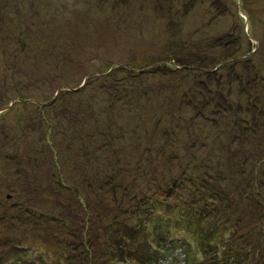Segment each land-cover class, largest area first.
Here are the masks:
<instances>
[{
  "label": "rangeland",
  "instance_id": "374dc122",
  "mask_svg": "<svg viewBox=\"0 0 264 264\" xmlns=\"http://www.w3.org/2000/svg\"><path fill=\"white\" fill-rule=\"evenodd\" d=\"M174 56L189 59L193 69L171 67ZM201 67L219 70L209 74ZM103 71L113 75L89 79ZM205 80L212 98L228 109L209 107L207 116L223 115L221 121L200 118L196 129L220 131L231 142L230 156L240 144L231 136L241 127L255 134L254 144L261 142L264 0H0V264H96L85 251L96 253L99 246L85 249L84 240H104L109 247L97 257L108 264L115 249L111 239L118 237L112 232L125 222L126 238H132L130 226L140 223L134 209L152 202L153 188L164 180L149 176L144 189L116 194L102 183L114 170L123 177V169L129 185L155 165L161 170L158 156L173 144L162 131L167 114L195 115ZM133 94L156 108L163 122L150 148L147 132L157 119L137 122L138 128L128 112L111 106L131 101ZM204 177L197 184L210 187ZM227 214L228 236L243 242L255 222L251 212L242 215L243 225L237 209ZM187 234L189 241L179 243L164 264L202 260L200 236Z\"/></svg>",
  "mask_w": 264,
  "mask_h": 264
},
{
  "label": "trees",
  "instance_id": "16d2710c",
  "mask_svg": "<svg viewBox=\"0 0 264 264\" xmlns=\"http://www.w3.org/2000/svg\"><path fill=\"white\" fill-rule=\"evenodd\" d=\"M243 34L245 38L246 33ZM179 58H176V56L170 57L169 61L171 63L172 60H175L171 67L182 65L181 71L184 73L193 69L192 65L188 64L189 59ZM221 62L223 61L213 65H218ZM204 68L201 67L202 70ZM204 70L212 74L217 72L219 68L215 71L212 67ZM131 71H133V75H136L135 68L132 67L129 72L131 73ZM96 73H93L89 79L111 77L113 75V71L108 76L105 74L106 71L101 72V74ZM210 86V83L206 80L202 83L201 92L204 95L202 100H198L201 102L200 109H198V104H195V115H190V113L182 115L178 112L167 114L169 119V121H166L167 123L162 122L156 108L147 106L148 103L142 105L144 102L142 100L137 101L134 97L135 94H133L134 99L131 98L129 102L119 100L116 103H111L112 107L117 105L114 108L115 111L120 114L125 111L128 112V116H132L136 123H147L155 118L157 119L156 125L154 122L152 130L149 127L150 131L147 132V148L152 147L155 143L156 136L153 133L155 129L161 127V123L164 124L163 130L162 127L161 130L166 136L165 141L171 140L173 144L167 150L162 149V154L158 156L159 158L163 157L158 163L162 165L161 170H159L160 167L155 165L150 173H144L140 176L144 177L143 179L136 178L130 185L129 181L125 184L124 179L128 176L124 174L123 169H120L123 177H118L114 170V173L106 179L105 183H102L106 184L107 188L116 194L118 189L126 192L138 188L144 189V184L150 181L149 176L160 174L157 176L164 180L160 187L155 186L153 188L152 192H156L158 196L155 195L152 202L145 203V207L139 203L134 209V214L136 213L139 216L140 223L130 226L132 238H126L125 222L112 232L118 234V237L111 239V248L114 247L115 249L111 260L107 262L108 264H114L116 261L119 264H158V262L164 264L175 255L176 246L179 243L189 241L187 233L200 236L199 249L202 252V260H195V264H264V138L261 142L254 144L255 134L249 129L241 127L238 133L231 136L233 142L239 141L240 151L238 149L230 156L228 143L231 142L226 141V136L225 139L224 137L221 139L220 131L216 134L212 132L206 134L205 131L197 130L196 127L200 118L206 119L207 123L213 122L216 124L221 121L220 118L223 115L215 114V117L212 118L207 116L209 107L217 108L222 113L228 109L227 103L219 101V97L217 99L212 98ZM63 92L67 91L63 90ZM166 99L163 101L165 108L167 106ZM224 102H227V100H224ZM127 103L130 104L127 105ZM251 103L254 111L260 110L256 102ZM187 104L189 107L193 106L190 101ZM213 104L216 107L212 106ZM111 106L109 105L106 108L105 113H108ZM144 108H146L145 112ZM146 118L149 121H146ZM137 124L139 128L141 125ZM140 147H142L141 144ZM140 169L142 167L134 168L133 171L136 173ZM176 170H179V173H176ZM134 173L130 177H136ZM201 174L205 176L204 178L210 180L212 184L210 187L205 184L201 186L197 184V179ZM191 177H195V180L190 181ZM240 177L243 179L239 181ZM202 189L208 193H203ZM186 191H188V194H186ZM192 192L194 194L191 196ZM179 196L181 198L184 196L183 200L171 202ZM10 200L12 206L14 200L12 197ZM81 202L83 203L84 200H81ZM0 203L4 204V199H1ZM100 203H103V200H100ZM229 208L237 209L239 212L237 221L240 224L242 215H245L246 212H251L253 222L255 221L252 229L249 230L246 238L241 243L228 236L229 229L232 227V219L227 214ZM57 212L62 217L60 211ZM250 222L252 220L248 223ZM205 226H209V228L205 229ZM120 235H124L126 239L120 238ZM233 235H237L235 229ZM102 241L103 245L87 242V240L83 241L85 249H96L99 246L96 253L89 250L85 251L87 260L94 261L96 264H103L104 258H100L98 261L97 256L100 250L109 246L104 245L105 242ZM187 251V254L192 256L193 248L188 246Z\"/></svg>",
  "mask_w": 264,
  "mask_h": 264
}]
</instances>
